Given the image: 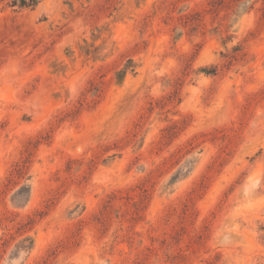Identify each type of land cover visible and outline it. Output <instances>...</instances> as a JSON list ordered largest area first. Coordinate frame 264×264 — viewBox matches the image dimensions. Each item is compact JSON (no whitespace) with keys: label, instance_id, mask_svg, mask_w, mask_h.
Returning a JSON list of instances; mask_svg holds the SVG:
<instances>
[{"label":"rangeland","instance_id":"obj_1","mask_svg":"<svg viewBox=\"0 0 264 264\" xmlns=\"http://www.w3.org/2000/svg\"><path fill=\"white\" fill-rule=\"evenodd\" d=\"M9 1L0 264H264L263 0Z\"/></svg>","mask_w":264,"mask_h":264},{"label":"trees","instance_id":"obj_2","mask_svg":"<svg viewBox=\"0 0 264 264\" xmlns=\"http://www.w3.org/2000/svg\"><path fill=\"white\" fill-rule=\"evenodd\" d=\"M42 0H10L7 3V7H10L12 9H14L15 11H24V10H35L39 4L41 3ZM233 3H235V6L238 7L239 5H242L243 7H245L246 5H248V2L250 0H231ZM225 2V0L223 1V3ZM264 2V0H263ZM234 53H236L234 59L235 61H238V59L243 60L245 54L241 53L242 52V45H237L233 48ZM89 54V53H87ZM241 57V58H240ZM134 62L132 59L128 60V62L126 63V65L124 66V68L122 70H120L117 73V79H121L122 77L126 76L127 73L129 71L134 72ZM200 73H205L207 75H216L217 74V66L216 67H203L199 69ZM102 84L103 83H91V88L86 90L83 95H82V99L78 102L80 107L76 108L75 113L80 110L83 107H91V104L94 103L96 101V99H98L101 96L102 93ZM89 94H92V100L89 101L87 96ZM71 114H67L65 116L66 117H70Z\"/></svg>","mask_w":264,"mask_h":264},{"label":"bare ground","instance_id":"obj_3","mask_svg":"<svg viewBox=\"0 0 264 264\" xmlns=\"http://www.w3.org/2000/svg\"><path fill=\"white\" fill-rule=\"evenodd\" d=\"M14 32V34L16 33L15 31H13ZM12 32V33H13ZM24 36V35H23ZM3 37V36H2ZM5 38H7L8 37V35L6 34L5 36H4ZM19 38V37H18ZM25 42V38L23 37V38H20V39H18V40H14L13 42L11 41V43H10V47H9V49L7 50V53H9V54H12L16 49H18L19 47H21V45L23 44ZM26 43V42H25ZM19 51V50H18Z\"/></svg>","mask_w":264,"mask_h":264}]
</instances>
